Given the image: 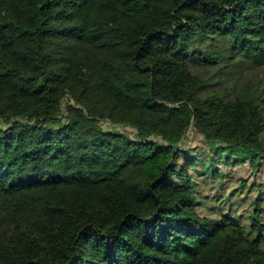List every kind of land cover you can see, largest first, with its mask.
I'll return each instance as SVG.
<instances>
[{"label": "trees", "instance_id": "trees-1", "mask_svg": "<svg viewBox=\"0 0 264 264\" xmlns=\"http://www.w3.org/2000/svg\"><path fill=\"white\" fill-rule=\"evenodd\" d=\"M132 1L105 64L147 84L148 110L188 107L204 150L142 139L108 94L98 119H32L97 72L55 42L54 0H0V264H264V182L226 194L223 168L264 169V0Z\"/></svg>", "mask_w": 264, "mask_h": 264}, {"label": "rangeland", "instance_id": "rangeland-1", "mask_svg": "<svg viewBox=\"0 0 264 264\" xmlns=\"http://www.w3.org/2000/svg\"><path fill=\"white\" fill-rule=\"evenodd\" d=\"M122 8L138 9L139 4L132 0H54L51 14L56 28L55 42L72 60L73 67L86 64L96 70L97 77L90 93L83 96L78 104L73 99L66 100L60 108L49 113L34 112L32 119L43 126L59 123L63 119L83 123L87 118L98 119L102 107L108 101L105 94H108L110 99L116 100L130 112L134 127L129 131L144 140L156 139L184 146H197L202 152V139L193 130L188 132L187 139L184 140L182 136V124L193 120L188 107L163 105L148 110L151 101L147 84L138 80L130 69L116 71L105 64L104 57L119 49V42L122 40L121 26L131 21ZM62 24L66 29H62ZM252 77L262 78L261 84L264 86V72L260 74L259 70H256ZM62 80H69L76 87L75 80L66 72L54 78L56 84H60ZM223 168L230 180L226 194L244 182L245 188L252 186L254 182L255 185L264 182V169L254 175L247 167ZM218 191L222 193L219 186ZM205 192L211 196L214 191ZM255 195L247 196V202L236 201L234 205V210L243 216V222L246 224L250 222L249 216L253 209L251 201Z\"/></svg>", "mask_w": 264, "mask_h": 264}]
</instances>
